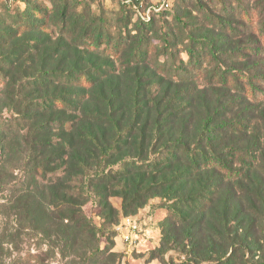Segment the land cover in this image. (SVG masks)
Masks as SVG:
<instances>
[{"label":"trees","instance_id":"16d2710c","mask_svg":"<svg viewBox=\"0 0 264 264\" xmlns=\"http://www.w3.org/2000/svg\"><path fill=\"white\" fill-rule=\"evenodd\" d=\"M72 1L9 4L18 26L25 23L18 31L37 32L26 60L41 57L32 77L25 67L37 96L16 126L34 200L86 231L92 225L81 207L93 196L108 206L120 195L128 212L160 196L171 204L160 248L178 246L184 255L162 264H264V167L253 159L264 144L263 17L255 27L241 0L231 7L210 0L227 19L206 0L181 5L200 17L169 16L166 8L144 17L136 0H118L136 23L119 19L114 39L101 18L75 10L95 0ZM49 24L58 38L44 51ZM182 53L187 60H161ZM226 189L248 207H230Z\"/></svg>","mask_w":264,"mask_h":264},{"label":"rangeland","instance_id":"374dc122","mask_svg":"<svg viewBox=\"0 0 264 264\" xmlns=\"http://www.w3.org/2000/svg\"><path fill=\"white\" fill-rule=\"evenodd\" d=\"M17 1L0 0V160L3 162L0 164V264H162V259H169L170 256L180 253L184 256L178 246L160 248L164 234L162 222L168 217L166 207L171 205L167 204L170 201L160 196L150 197L139 208L132 206L130 212L120 195L108 197V206L100 205L99 199L93 196L81 207L92 225V230L86 231L80 230L74 222L64 217H57L54 212L53 215L51 207H42L32 197L35 177L25 171L24 134L16 126L22 120L28 103L37 96L36 89L30 84L33 80L28 78L37 71L41 57H35L33 62L26 60V55L33 49L25 51L34 45L29 39L37 35V32H24L23 29L18 31L25 23L18 26V16L9 9L10 3L19 5L17 7L20 9L25 7ZM57 1L46 0V5L51 8ZM68 1L73 5L72 0ZM183 1L187 0H136L133 5L144 17L163 8L170 9L169 16L175 13L181 16H204L197 15L189 6L181 7ZM222 1L226 7L232 6V0ZM241 1L242 6L250 9L257 21L254 22L255 27H259V19H264V0ZM206 4L217 14L223 6L214 8L210 0H206ZM121 7L118 0H95L77 6L75 10L88 11L91 19L101 18L116 39L121 33L122 23L119 19L122 18L124 23L132 27L136 23L134 20L131 23L132 17L127 14L125 16ZM221 13L219 17L228 18ZM156 18L159 19L158 16ZM96 28L99 29V24ZM58 31V27L52 24L45 27L43 35H53L50 37L51 42L44 45V51L54 49ZM153 43L159 49L163 48L159 38H153ZM181 56L186 60L188 58L186 53H182L174 57L165 56L161 60H167L170 65ZM55 60H47L46 63L54 65ZM25 67H29L30 77L25 78ZM122 84L130 92L132 86L127 76H123ZM261 141L264 143L263 137ZM254 156L256 165L264 167V144ZM226 191L233 194L230 207L235 210L248 207L249 203L237 190ZM226 191L223 196L229 195ZM127 218L136 225L133 245H129L122 235L125 228L123 223ZM155 255L158 258L152 259Z\"/></svg>","mask_w":264,"mask_h":264},{"label":"built area","instance_id":"2783aa9c","mask_svg":"<svg viewBox=\"0 0 264 264\" xmlns=\"http://www.w3.org/2000/svg\"><path fill=\"white\" fill-rule=\"evenodd\" d=\"M148 17V16H147ZM125 225V228L123 227V239L129 243V245H133L135 241V229L136 225L131 222L129 218L126 219V221L123 223Z\"/></svg>","mask_w":264,"mask_h":264}]
</instances>
